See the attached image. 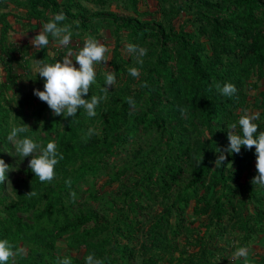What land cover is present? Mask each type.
<instances>
[{
  "label": "trees",
  "instance_id": "1",
  "mask_svg": "<svg viewBox=\"0 0 264 264\" xmlns=\"http://www.w3.org/2000/svg\"><path fill=\"white\" fill-rule=\"evenodd\" d=\"M148 1L0 0V159L10 165L7 179L13 126H30L19 138L43 146L56 141L64 157L51 182L41 183L27 168L10 190L7 179L0 183V239L29 246L17 264H58L64 257L57 241L64 237L68 248L85 250L80 260L67 257L72 264H85L90 253L104 264H227L236 248L264 233V186L251 183L258 174L255 148L229 154L217 169L214 164L218 149L229 145L227 125L238 124L243 109H259L257 135L264 131V0H151L156 10H142ZM61 11L62 24L72 25V42L98 40L102 30L115 38L108 69L97 71L84 97L102 96L104 73L116 72L95 117L83 109L76 118L56 116L34 95L45 83L35 60L62 61L66 48L51 36L40 51L10 40V17L33 31ZM123 40L147 50L142 65L135 55H122ZM132 67L139 79L129 74ZM214 81L232 83L237 92L225 97ZM24 82L28 90L20 89ZM258 89L252 105L251 91ZM90 128L96 130L91 137ZM102 174L104 185L119 183L111 198L98 188ZM32 190L37 196H25ZM191 207L192 216L206 221L195 226ZM255 264H264V255Z\"/></svg>",
  "mask_w": 264,
  "mask_h": 264
},
{
  "label": "clouds",
  "instance_id": "2",
  "mask_svg": "<svg viewBox=\"0 0 264 264\" xmlns=\"http://www.w3.org/2000/svg\"><path fill=\"white\" fill-rule=\"evenodd\" d=\"M67 19L66 15L61 11L55 14L48 22L44 23L38 35L30 41L36 51L46 48L49 43V36L58 46L67 49L62 61L55 63L46 62L44 60H35V71L38 76L43 78L44 90H34V95L42 102H45L56 116H63L65 119L76 118L79 110L83 109L89 117L97 115L96 108L102 100H106L109 93V86L116 84V72L109 70L104 73L105 87L101 88L102 96L92 95L90 99L84 97L88 95L90 87L96 83L97 71L96 66L103 63L104 65L110 61L108 55L110 47L97 40L92 36H88L83 46L78 51H74L69 45L72 42V25L62 24ZM79 27V21L73 22ZM124 51L133 54L137 58L139 64H143L142 57L147 55L145 48L136 44L129 43L125 46ZM79 65V68L76 65ZM129 74L139 79L140 71L136 67L129 68ZM147 87L146 82L142 85ZM216 90L225 97H232L236 92V86L232 83H225L221 86L218 82H213ZM125 101L135 108L136 104L132 97L125 98ZM187 109H181L182 115ZM260 118L259 112H250L243 109L242 114L237 123H230L228 127L227 139L228 147L218 149V158L214 161L215 169L224 165L229 154H239L242 147L256 150V169L258 174L252 179L253 185L264 186V131L258 133L259 125L256 123ZM241 131H237V127ZM30 126L24 124L22 126H13L7 136L8 141L15 146L16 153L22 157H32L29 162V168L35 174L41 183L51 182L55 178V168L61 160L63 154L58 151L57 142L49 141L46 146L37 142L33 138L25 136L19 138L20 134L27 133ZM96 133L94 128L88 130L87 135L91 137ZM198 161L200 157H195ZM226 167H233L232 163H227ZM10 165L0 159V183H4L7 179ZM214 169V170H215ZM65 184L71 188L72 181L66 180ZM25 196L29 198L37 196V192L32 190ZM73 202H75L76 193L71 192ZM15 249V250H14ZM25 254L24 248L13 245L8 239H0V264H7L16 257ZM250 247L241 246L236 248L232 254L233 259L243 258L244 264H249ZM85 264H104L102 259H98L95 253L85 256ZM58 264H72L71 259L65 257L58 261Z\"/></svg>",
  "mask_w": 264,
  "mask_h": 264
},
{
  "label": "rangeland",
  "instance_id": "3",
  "mask_svg": "<svg viewBox=\"0 0 264 264\" xmlns=\"http://www.w3.org/2000/svg\"><path fill=\"white\" fill-rule=\"evenodd\" d=\"M146 4L142 3L140 5V8L142 10L149 9L150 11H155L156 10V3L154 1H148V3H146ZM10 8H11L10 10H13V13L18 14L19 16L24 14V12H22L20 9L14 8L13 6H11ZM113 9L116 10L115 8H113ZM118 11H119V9H118ZM119 12H122V11L120 10ZM177 20H176V25L179 24V22H177ZM10 21L13 24L14 29H15V31L10 36V40L15 42V43H18V44H27L30 47L31 50H34L35 48L32 46L30 41L32 39H34V37L36 35L39 34V32L41 30V27H36L35 26L33 31H24L22 25L19 24L13 17H10ZM98 40L101 41L102 43L107 44L110 47L111 51H110V53H108V55H110V57H111L112 56V50H113V48L115 46V38L112 35L111 31L110 30H102L101 33H100V38H98ZM76 42L77 41H73L72 44L73 45L77 44L78 48L83 46L84 42H81V43H76ZM127 44L128 43L126 41H124V40L121 43L120 50H121L122 55H124V56H128L129 55L128 53H126L124 51L125 46ZM55 46L60 47V46H58V44H55ZM78 50H75V51H78ZM76 67L79 68V65L77 64ZM108 67H109V61L105 65L103 63L98 64L96 66V71L105 70V69H108ZM0 73H1L2 76L5 75V73L3 72L2 69H0ZM259 85H260V89H262L264 87V79L262 81H260ZM20 89L28 90L29 89L28 83L27 82L20 83ZM260 89H258L256 91H251V103H252V105L254 103V100H252V99H254V97L257 96V94L260 91ZM249 111L250 112H259V109H256V108L252 107V108H250ZM13 152H14L13 155L11 153L8 154L9 157H12L14 159V166H13V169L11 170V172H10L11 176L7 179V187H8L9 190L11 189L12 181L14 179H16L18 177H25V173L23 172V170L29 168V162H30V160L32 158V157H25L24 158L22 156H19L16 153V150H14ZM246 177L247 176L245 174V176L243 177V181L246 180ZM107 178L108 177H106L104 174H102L97 179L98 188L100 189V191L104 194V196L106 198H111L116 193V191L118 190L119 183H115V184H112V185H104V183L107 180ZM9 190H8V192H9ZM8 194H9V197L12 198V194L10 192ZM89 203H90L91 206H93L95 208H99V203L92 202V201H89ZM188 219H196L197 222L195 223V226H197L198 223L206 221L205 217L192 216V207L188 210ZM20 248H24L25 249V254L24 255H27L28 250H29V246L27 244H21ZM56 252H57L58 256H61V257H64V258L65 257H72V258H76V259L80 260V259L83 258V254H84L85 250L84 249L73 250V249L68 248L67 247V238L64 237V238L59 239L57 241V250H56ZM255 261L258 262L259 260L258 259L253 260V259L250 258L249 264H254ZM14 264H17V259L16 258L14 260ZM237 264H244V262H241V260H240V261H238Z\"/></svg>",
  "mask_w": 264,
  "mask_h": 264
},
{
  "label": "crops",
  "instance_id": "4",
  "mask_svg": "<svg viewBox=\"0 0 264 264\" xmlns=\"http://www.w3.org/2000/svg\"><path fill=\"white\" fill-rule=\"evenodd\" d=\"M249 247H250L249 260H250V258L253 260H255V259L259 260L260 257L264 255V233L260 236L259 239L255 240V242L253 244H251ZM240 260H241V262H244L243 258H240V259L231 258V261L227 264H237L238 261H240ZM255 263H256V261H255Z\"/></svg>",
  "mask_w": 264,
  "mask_h": 264
}]
</instances>
